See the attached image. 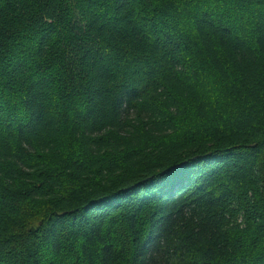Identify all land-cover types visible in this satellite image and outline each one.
Returning a JSON list of instances; mask_svg holds the SVG:
<instances>
[{
  "label": "trees",
  "instance_id": "16d2710c",
  "mask_svg": "<svg viewBox=\"0 0 264 264\" xmlns=\"http://www.w3.org/2000/svg\"><path fill=\"white\" fill-rule=\"evenodd\" d=\"M0 102V264H264V0H0Z\"/></svg>",
  "mask_w": 264,
  "mask_h": 264
},
{
  "label": "rangeland",
  "instance_id": "374dc122",
  "mask_svg": "<svg viewBox=\"0 0 264 264\" xmlns=\"http://www.w3.org/2000/svg\"><path fill=\"white\" fill-rule=\"evenodd\" d=\"M0 105H7V104L0 102ZM0 107H2V106H0ZM3 107H5V106H3ZM8 109L14 113V116L10 115L12 113H10L7 110L8 115H7V113L2 114L3 120H4V118H6V120H10V119H13L15 116L17 118H22L21 112H20V110H18L17 107L12 108V105H11V109L10 108H8ZM65 111L68 114L69 111H67V110H65ZM185 120H187V119H185ZM65 121H67V120H65ZM70 128H68V127L65 128L66 130H64L63 132H60L59 137H56L55 140H53L54 137L51 136L49 132H47L44 135H42L41 137H39V141L42 140V138H45V141H43V145H42V143L40 145H36V143H35L33 145V147H31L32 150H37L34 153V155L36 157H38L39 160H44L47 162H50L52 159L54 161V163H52V162H50V163H52L54 165L56 163L59 166H70L68 164H72V159H74L76 154H77L78 140H79L78 133L74 134L76 132V130L75 131L70 130ZM136 129H138V130L136 131L134 129L127 128L125 135H130V141L135 140V138H139L137 135L140 133V130H139V128H136ZM160 134H162V133H159V135ZM74 138H75V143H74V145H72ZM147 140L149 141L148 137H147ZM41 148H44V149H42L40 151ZM44 153H46V155H44ZM70 156L72 157V159ZM38 159L33 158V162L31 164L32 165H34L35 163L41 164V162ZM28 162L30 163V161H28ZM59 166H58V168H59ZM68 179L66 176L65 180H68Z\"/></svg>",
  "mask_w": 264,
  "mask_h": 264
}]
</instances>
